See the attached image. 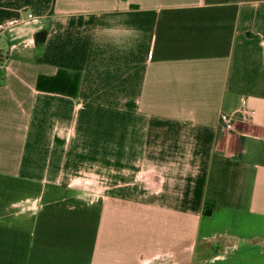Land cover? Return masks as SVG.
Here are the masks:
<instances>
[{
	"label": "crops",
	"instance_id": "0c3cea01",
	"mask_svg": "<svg viewBox=\"0 0 264 264\" xmlns=\"http://www.w3.org/2000/svg\"><path fill=\"white\" fill-rule=\"evenodd\" d=\"M0 264H264V0H0Z\"/></svg>",
	"mask_w": 264,
	"mask_h": 264
},
{
	"label": "trees",
	"instance_id": "16d2710c",
	"mask_svg": "<svg viewBox=\"0 0 264 264\" xmlns=\"http://www.w3.org/2000/svg\"><path fill=\"white\" fill-rule=\"evenodd\" d=\"M40 33L36 36L39 38ZM79 83V74L58 70L54 76L39 75L36 80V88L38 90L58 92L66 95H76ZM204 215H209L211 209L207 206L204 209Z\"/></svg>",
	"mask_w": 264,
	"mask_h": 264
},
{
	"label": "built area",
	"instance_id": "2783aa9c",
	"mask_svg": "<svg viewBox=\"0 0 264 264\" xmlns=\"http://www.w3.org/2000/svg\"><path fill=\"white\" fill-rule=\"evenodd\" d=\"M27 19L34 20L32 14H27ZM243 110V99L240 94H236L233 99V112H239ZM219 122L224 130H231L233 128L232 117L229 114L222 113L219 116Z\"/></svg>",
	"mask_w": 264,
	"mask_h": 264
}]
</instances>
